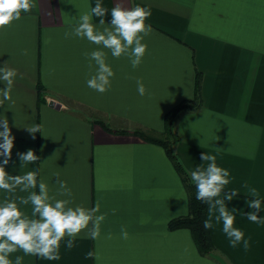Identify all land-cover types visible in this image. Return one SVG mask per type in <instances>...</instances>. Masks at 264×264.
Here are the masks:
<instances>
[{
  "label": "crops",
  "instance_id": "obj_1",
  "mask_svg": "<svg viewBox=\"0 0 264 264\" xmlns=\"http://www.w3.org/2000/svg\"><path fill=\"white\" fill-rule=\"evenodd\" d=\"M97 2L34 0L31 12L0 31V67L7 63L18 73L14 103L0 106V119L7 117L15 137L6 171H35L50 194L59 189L58 174L72 191L71 206L92 208L99 202L97 215L107 214L98 238L87 230L66 236L59 260L17 251L10 255L13 264L16 256L23 257L22 264H264V219H247L253 211L248 201L255 198L264 218V0H120L126 7L150 9L146 23L152 32L142 41L147 52L135 69L126 56L114 58L102 49L115 73L105 93L86 83L95 63L90 68L85 53L98 46L65 36ZM99 2L108 9L104 19L110 24L117 0ZM99 19L93 16L92 23L98 26ZM196 70L201 71L200 105L174 116V148L190 173L206 166L205 152L229 170L230 183L220 198L239 192L225 203L235 209L234 226L249 241L247 250L243 242L230 245L209 205L214 246L207 252L200 253L187 227H168L170 217L184 213L186 189L163 145L133 131L162 136L164 113L194 98ZM138 79L148 94L137 93ZM52 98L57 104L49 102ZM34 124L41 128L35 139L25 128ZM30 149L40 159L22 168L17 154ZM28 195L19 188L0 190V203ZM19 206L31 216V204ZM122 227L129 233L126 240ZM68 239H74L71 249Z\"/></svg>",
  "mask_w": 264,
  "mask_h": 264
},
{
  "label": "clouds",
  "instance_id": "obj_2",
  "mask_svg": "<svg viewBox=\"0 0 264 264\" xmlns=\"http://www.w3.org/2000/svg\"><path fill=\"white\" fill-rule=\"evenodd\" d=\"M33 7L34 0H0V31H7L14 21L21 18L22 13L31 12ZM107 13L108 9L98 0L89 12L80 15L78 25L71 32L65 33L66 38L75 36L87 39L98 46L96 50L85 53L90 61L89 67H92V62L95 63V74L87 80V87L98 93L108 91L115 76L112 67L106 62L107 54L102 49L109 50L114 58L126 56L135 69L142 63L147 52V44L142 41L152 32V26L146 23L152 14L150 9L141 6L126 7L117 0L111 9L110 24L105 23L104 17ZM93 16L100 18L98 26L92 23ZM17 74V70L8 67L7 63L0 67V80L6 85L0 88V106L5 102L14 103L11 92ZM136 84L139 95L148 94L142 80L138 79ZM25 128L33 139L36 133H41L38 124ZM14 141L15 137L12 135L7 117L0 119V157H3L0 161V190L14 193L19 188L21 192H29L27 197H19L18 202L17 199L9 200L6 197L0 203V264H13L10 255L17 251L48 261L59 260L61 241L66 236L74 238L87 230L92 239L98 238L101 224L107 215L106 213L97 215L101 209L99 202L92 208L71 206L72 191L66 181L58 178V174L56 184L59 185V189L52 194L45 181L38 182L35 171H28L23 175H9L5 166L11 160ZM17 155L22 162V168L40 159L31 149ZM201 160L207 162L206 166L201 164L190 173V179L196 187V199L208 204L210 213L213 209L218 212L215 220L222 222V231L228 237L230 245L236 247L243 242V247L247 250L249 241L245 239L244 232L234 226L235 209L230 210L225 203L231 201L239 192L233 190L220 198L225 186L230 183L229 170L218 166L215 155L202 153ZM37 187L38 192L35 191ZM249 192L253 197L258 196L255 189H250ZM58 196L67 199H58ZM184 200L186 203L182 210L187 215L188 203L186 198ZM29 204L32 206L31 216L25 214L19 206ZM248 207L253 211L247 213V219L253 223H260L264 219L258 215L262 210L261 200L258 198L249 200ZM203 225L205 229L213 227L211 215ZM121 236L125 240L129 238L125 227L121 229ZM66 247L68 249L74 247V239H68ZM91 256L93 253H89V257ZM22 261V256H16L14 264H22Z\"/></svg>",
  "mask_w": 264,
  "mask_h": 264
},
{
  "label": "trees",
  "instance_id": "obj_3",
  "mask_svg": "<svg viewBox=\"0 0 264 264\" xmlns=\"http://www.w3.org/2000/svg\"><path fill=\"white\" fill-rule=\"evenodd\" d=\"M200 82L201 71L196 70L194 98L192 100L184 99L174 104L164 113L162 136H156L151 133H147L138 127L134 128L133 131L146 139L156 141L163 145L166 154L170 158L174 168L178 172L184 184L187 192L188 203V214L185 215L184 213H181L170 217L167 221V225L170 228L180 226L187 227L190 230L194 243L196 244L200 253H205L214 246L210 236V230L205 229L203 225V222L206 220V210L208 204L196 199V187L190 179V172L183 165L174 148L176 134L174 133L173 129V118L180 110L200 105ZM102 124L105 128H109L107 124Z\"/></svg>",
  "mask_w": 264,
  "mask_h": 264
},
{
  "label": "water",
  "instance_id": "obj_4",
  "mask_svg": "<svg viewBox=\"0 0 264 264\" xmlns=\"http://www.w3.org/2000/svg\"><path fill=\"white\" fill-rule=\"evenodd\" d=\"M50 103L57 104L56 101H53V99H50Z\"/></svg>",
  "mask_w": 264,
  "mask_h": 264
},
{
  "label": "built area",
  "instance_id": "obj_5",
  "mask_svg": "<svg viewBox=\"0 0 264 264\" xmlns=\"http://www.w3.org/2000/svg\"><path fill=\"white\" fill-rule=\"evenodd\" d=\"M53 99V98H52ZM53 101H55L54 99H53Z\"/></svg>",
  "mask_w": 264,
  "mask_h": 264
}]
</instances>
